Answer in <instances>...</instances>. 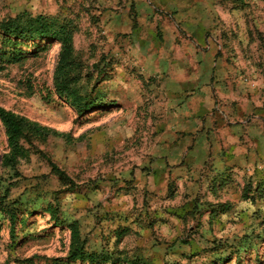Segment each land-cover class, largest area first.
<instances>
[{"label": "rangeland", "instance_id": "obj_1", "mask_svg": "<svg viewBox=\"0 0 264 264\" xmlns=\"http://www.w3.org/2000/svg\"><path fill=\"white\" fill-rule=\"evenodd\" d=\"M40 17L65 45L7 30ZM189 55L230 157L186 128ZM0 107L46 131L0 120V264H264V0H0Z\"/></svg>", "mask_w": 264, "mask_h": 264}, {"label": "crops", "instance_id": "obj_2", "mask_svg": "<svg viewBox=\"0 0 264 264\" xmlns=\"http://www.w3.org/2000/svg\"><path fill=\"white\" fill-rule=\"evenodd\" d=\"M211 67L214 68L215 63L211 64L207 62L205 59L203 60L202 59L201 60L192 59L190 55H189V59L183 65L184 70L182 71V74H181L182 83L184 84L187 83V84H192V85L197 84V86L195 87L198 88L197 89L198 93L191 100V104H192L191 109L193 110L194 115L197 117H193V119L187 120L189 122L187 123L186 128L189 131H195V130L199 131L200 130L199 128H202L201 127L202 121H204V124L207 125L210 119L211 122H215V121L218 122L219 132H221L224 135L226 132L227 125L229 124L228 130H230V132L226 136L228 137L226 138L228 140V144L225 141V144L223 143L222 147H224L227 150L230 149V151L227 152L228 154L227 157H230L231 156V146H232L231 140L233 141L237 140V135H236L237 130L234 128L235 126H233V128L232 126H230L232 121H227L226 116L227 117L231 116L233 110L229 111L226 108H221V111L219 113L217 112L212 113L211 105L213 101L216 98H218V96L220 98V95L221 97L224 96L223 98H226L227 96L231 97L233 90L230 87L228 88L225 87V89H222L223 86L221 85V82H218L219 78H216V76L213 75V72L211 74L209 70H207L208 68H211ZM208 80L212 83V86L210 87L205 86L207 85ZM225 80L231 81L230 79H225ZM232 98L233 100H235V97H232ZM227 108H230V106ZM224 111H225V114H224ZM222 114L224 115V117ZM229 119L231 118L229 117ZM262 123H264V120H262ZM261 134L263 136L262 139L264 141L263 126H262ZM203 149L207 151L208 149H210V147L206 145Z\"/></svg>", "mask_w": 264, "mask_h": 264}, {"label": "trees", "instance_id": "obj_3", "mask_svg": "<svg viewBox=\"0 0 264 264\" xmlns=\"http://www.w3.org/2000/svg\"><path fill=\"white\" fill-rule=\"evenodd\" d=\"M42 17L38 19H33L32 23H29L27 27H23L22 25L13 24L11 27L8 25V29L11 33L25 37V38H54L63 43L65 45L67 43V40L65 39V33L61 32V30H53L52 27H48L45 24L42 23ZM48 27V28H47ZM25 29V30H24ZM66 67H68V64L66 63V60L61 57L60 60V76H64L66 72ZM60 94L62 96H66L67 91L69 90L68 87L65 86V82L62 81L60 85ZM65 86V87H64ZM68 97V95H67ZM73 104L76 106H81L79 104L78 100L74 99L72 100ZM78 102V103H77ZM0 120L4 124V126L7 129V133L9 135L10 141L17 142L20 138H22L26 132L31 131L35 133H43L46 132L44 128L40 127L37 123L31 122L28 119L25 118H19L18 116L6 111L5 109L0 107ZM79 233H76V237H78ZM75 253L72 254V259H84L86 260L85 252L81 251L80 249H76Z\"/></svg>", "mask_w": 264, "mask_h": 264}]
</instances>
